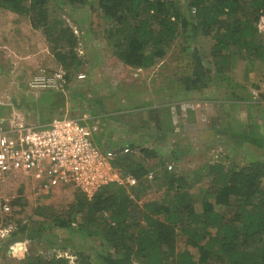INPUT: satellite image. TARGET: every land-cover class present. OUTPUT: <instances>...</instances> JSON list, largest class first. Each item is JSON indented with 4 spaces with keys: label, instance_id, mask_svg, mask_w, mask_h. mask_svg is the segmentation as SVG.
I'll return each instance as SVG.
<instances>
[{
    "label": "rangeland",
    "instance_id": "rangeland-1",
    "mask_svg": "<svg viewBox=\"0 0 264 264\" xmlns=\"http://www.w3.org/2000/svg\"><path fill=\"white\" fill-rule=\"evenodd\" d=\"M92 1V6H65L61 0L48 3L52 22L60 26L61 21L77 36L80 59L67 67L71 84L65 92H35L26 86L39 67L54 69L61 64L53 54L52 42L42 29L33 27L28 14L0 4V120H5L0 125H8L12 119L45 123L59 114L106 116L108 129L97 138L102 149L121 148L132 142L137 159L149 172L158 177L172 172L187 178L193 184L189 189L194 196V210L201 216L207 199L215 203L207 192H212L214 185H223L221 169L229 171L253 161L264 163V149L255 139L246 137L264 136V104L253 99L254 90L261 100L264 91L258 89V81H252V73L260 75L264 61H249L235 48L224 50L219 67H223L225 78L216 73L208 86L194 89L187 78L194 76L195 54L213 67L214 36L194 25L181 28L165 58L152 66L133 67L124 62L108 38L112 20L106 16L105 8ZM180 2L184 9L186 0ZM260 36L264 39V32ZM80 73L86 78L79 79ZM144 148L156 150L157 155L145 158ZM174 150L179 153L177 159ZM171 164L173 168L169 170ZM146 178L141 188L133 191L139 207L151 201L170 204L174 190L162 179ZM260 187L264 191V179ZM18 194L20 210L16 218L4 222L1 218L0 227L14 225L16 229L19 221L27 222L36 230L31 234L36 236L41 231L43 238H25L9 247L2 246L7 259L0 255V264L18 262L31 251H55L68 256L70 264H106L100 257L105 241L90 237L87 227H80L84 225L81 216H77L74 229H65L44 222L35 213L37 207L43 206L47 213L64 214L79 192L39 195L21 186ZM235 202L232 198L230 206L215 204V208L232 216ZM185 240L179 236L177 249H188L198 258V249Z\"/></svg>",
    "mask_w": 264,
    "mask_h": 264
},
{
    "label": "trees",
    "instance_id": "trees-1",
    "mask_svg": "<svg viewBox=\"0 0 264 264\" xmlns=\"http://www.w3.org/2000/svg\"><path fill=\"white\" fill-rule=\"evenodd\" d=\"M180 1L96 0L112 20L108 38L127 65L147 67L165 58L181 28L189 25L216 38L213 67L195 54L194 76L187 78L194 89L208 86L216 73L225 78L223 67H219L224 50L235 48L249 61H264V39L257 27L264 14V0H186L184 9ZM61 2L65 6L94 3ZM48 3L49 0H0L1 6L30 16L33 27L42 29L52 42L57 61L68 69L80 59L77 36L61 21L60 26L52 22ZM246 137L255 139L264 149L262 134ZM126 146L132 151L119 156L115 166L125 174H133L139 180L136 187L139 189L147 180L149 169L137 159L136 145L130 142ZM142 152L145 158L157 155L156 150L149 148ZM178 154L174 150L176 159ZM154 175L153 180L162 179L163 184L174 190L170 204L151 201L141 208L136 195L131 198L124 187L113 183L103 187L92 200L79 192L64 214L47 213L43 206L37 207L35 213L44 222L65 229H74L77 216H81L84 225L80 227H87L90 237L105 241L100 257L106 264H264V191L260 187L264 179L263 162L238 164L229 171L221 169L223 185H214V190L207 192L215 203L207 199L201 216L194 210V196L189 189L193 184L187 178L172 172ZM232 198L236 199L232 216L215 208V204L230 206ZM34 231L30 223L19 221L10 236L0 240L2 258L7 259L2 246L9 247L25 238H43L41 231L33 236ZM179 236L198 249V258L188 249H177ZM6 264H70V258L55 251L48 254L31 251L18 262L10 260Z\"/></svg>",
    "mask_w": 264,
    "mask_h": 264
},
{
    "label": "built area",
    "instance_id": "built-area-1",
    "mask_svg": "<svg viewBox=\"0 0 264 264\" xmlns=\"http://www.w3.org/2000/svg\"><path fill=\"white\" fill-rule=\"evenodd\" d=\"M257 27L264 32V14ZM78 77L83 80L86 74L80 73ZM70 84L65 67L41 66L30 76L26 86L32 91L65 92ZM259 95L257 90L253 91L254 101L264 103ZM4 121L1 119L0 123ZM108 126L106 116L87 114L80 118L57 115L45 123L12 119L8 125H0L1 222L16 218L21 186L39 195L77 191L92 200L103 187L115 183L134 198L133 191L139 180L115 166L117 158L131 152V148L102 149L97 143L100 133ZM168 168L171 170L173 165ZM154 176L152 171L147 175L150 180ZM5 216L8 219H4ZM14 229V225L0 227V240L10 236Z\"/></svg>",
    "mask_w": 264,
    "mask_h": 264
},
{
    "label": "crops",
    "instance_id": "crops-1",
    "mask_svg": "<svg viewBox=\"0 0 264 264\" xmlns=\"http://www.w3.org/2000/svg\"><path fill=\"white\" fill-rule=\"evenodd\" d=\"M264 67V66H263ZM261 73H260V75H255V72L254 73H252V76H253V78H252V81H258L257 83H259L260 84V86H259V90L261 91H264V69H262V70H259ZM258 79V80H257ZM253 88H255V86H253ZM35 92H39V91H35ZM251 103H252V101H250ZM264 104V103H263ZM60 115H66V114H59L58 116H60ZM57 116V115H56ZM55 117V116H54ZM77 118H80V117H77ZM113 122V120L111 119V123ZM261 122V121H260ZM260 124H262V123H260ZM262 136H263V133H262ZM114 145V144H113ZM110 148H112V147H110Z\"/></svg>",
    "mask_w": 264,
    "mask_h": 264
}]
</instances>
